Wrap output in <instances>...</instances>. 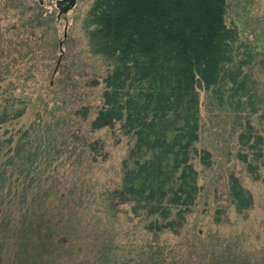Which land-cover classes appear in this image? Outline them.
Returning <instances> with one entry per match:
<instances>
[{"label": "rangeland", "instance_id": "374dc122", "mask_svg": "<svg viewBox=\"0 0 264 264\" xmlns=\"http://www.w3.org/2000/svg\"><path fill=\"white\" fill-rule=\"evenodd\" d=\"M56 1L0 0V103L13 97L26 104L24 115L1 127L0 136L15 141L26 132L36 155V182L32 175L21 177L7 196L34 232L19 244L0 238V264H215L216 255L263 261L264 146L255 160L238 136L249 129L264 141V113L238 124L231 108L197 89L198 196L179 231L152 235L147 226L155 217L135 216L130 204L116 199L132 137L121 123L91 130L112 70L89 40L87 16L95 0H76L59 19ZM226 4V25L239 29L238 43L253 46L251 60L241 48L234 61L250 64L243 73L253 72L263 95L257 64L264 60V0ZM201 152L209 153L210 166L200 163ZM232 178L252 199L242 213L231 196Z\"/></svg>", "mask_w": 264, "mask_h": 264}, {"label": "trees", "instance_id": "16d2710c", "mask_svg": "<svg viewBox=\"0 0 264 264\" xmlns=\"http://www.w3.org/2000/svg\"><path fill=\"white\" fill-rule=\"evenodd\" d=\"M226 11V0H95L88 12L93 52L112 66L91 130L121 123L132 137L116 199L130 204L135 216L155 217L147 226L152 235L179 231L198 196L193 165L199 132L197 89L219 106L231 108L238 124L264 113V94L253 72L243 73L244 65L250 64L234 61L241 48L251 60L253 46L238 43L239 29L226 25ZM257 66L264 74V60ZM25 110L26 104L18 99L3 98L0 128L21 118ZM238 139L241 147L256 153L255 160L260 158V135L248 129ZM32 143L26 132L15 141L0 136V238L16 244L26 236L31 239L34 231L21 206L7 196L21 177L32 175L30 181L36 182ZM240 159L247 163L245 156ZM200 163L210 166L208 152H201ZM246 166L257 175V168ZM230 191L238 213L252 206L237 179H231ZM18 201L27 205L23 197ZM242 258L243 263L231 255H216L215 264H264Z\"/></svg>", "mask_w": 264, "mask_h": 264}, {"label": "water", "instance_id": "95a60500", "mask_svg": "<svg viewBox=\"0 0 264 264\" xmlns=\"http://www.w3.org/2000/svg\"><path fill=\"white\" fill-rule=\"evenodd\" d=\"M76 5V0H58L56 1V8L58 9V19L68 13Z\"/></svg>", "mask_w": 264, "mask_h": 264}]
</instances>
